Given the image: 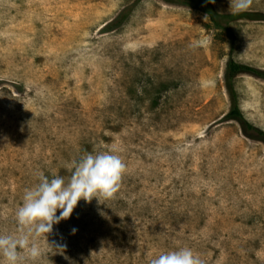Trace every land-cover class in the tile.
<instances>
[{
  "label": "rangeland",
  "instance_id": "obj_1",
  "mask_svg": "<svg viewBox=\"0 0 264 264\" xmlns=\"http://www.w3.org/2000/svg\"><path fill=\"white\" fill-rule=\"evenodd\" d=\"M195 4L0 0V264H264V0Z\"/></svg>",
  "mask_w": 264,
  "mask_h": 264
},
{
  "label": "trees",
  "instance_id": "obj_2",
  "mask_svg": "<svg viewBox=\"0 0 264 264\" xmlns=\"http://www.w3.org/2000/svg\"><path fill=\"white\" fill-rule=\"evenodd\" d=\"M163 1L172 4L194 7L196 5L195 3L197 0H163ZM130 11H131V7H126L122 9L111 22L105 25L104 29L113 30L121 26L127 19ZM243 17L251 19V17L253 16L246 13L225 15L220 17L224 19V21H221L218 20L217 16L214 17L213 15H211V21L215 26V28L222 31L229 38L230 48L232 47L233 44L234 35L229 26V23L233 20H237ZM243 74L253 76L259 80L264 81V70L238 63L229 56L226 61L224 73H223V83L230 103V108L226 115V118L228 120L237 122L241 126L244 133L247 132L252 133L253 138L256 141H260L264 144V131L256 128L255 126L247 122L238 105V97L235 90L234 81L238 76Z\"/></svg>",
  "mask_w": 264,
  "mask_h": 264
}]
</instances>
